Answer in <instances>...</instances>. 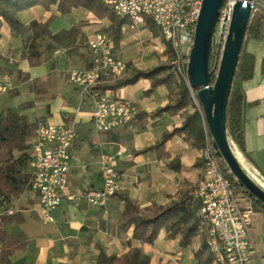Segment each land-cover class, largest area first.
Here are the masks:
<instances>
[{
  "label": "crops",
  "instance_id": "obj_1",
  "mask_svg": "<svg viewBox=\"0 0 264 264\" xmlns=\"http://www.w3.org/2000/svg\"><path fill=\"white\" fill-rule=\"evenodd\" d=\"M56 9L57 4L48 8L36 5L16 13L25 25L31 21L44 23L54 14L48 26L52 34L77 27L70 37L55 42L56 46L46 50L49 53L35 64L22 57L21 38L0 17V78L9 75L13 84L8 92L0 94V109L24 114L32 122L43 116L75 128L69 165V187L73 191L100 187L99 154L121 151L115 159V168L121 175L120 188L108 197L104 207L91 205L83 198L63 201L51 210L52 221L42 218L38 197L28 184L17 196L1 200L0 236L5 242L14 239L22 244L9 256V264H94L100 250L108 256H120L133 247L150 256L149 264H198L195 252L204 239L202 220L198 234L186 246L180 244V232L169 236L165 228L159 230L152 243H145L133 237L134 225L124 222L122 198L128 197L143 214L149 213L153 205H168L189 195L202 175L201 147L193 145L187 132L178 128L183 125L185 114L192 113L195 107L166 109L175 99V91L171 92L166 84L152 87L151 79L142 77L111 88L117 96L132 102L135 114L131 123L107 132L96 131L91 120V99L68 78L72 69L89 66V51L82 58L68 55L62 45L58 47L67 40L73 47L80 46L81 37H88L94 29L79 21L92 13L72 8L61 14ZM144 27L130 29L125 23L118 43L113 41L114 54L126 61L130 69L132 66L146 70L168 58L166 52L158 57L167 46L161 35L165 43L154 41L150 31L145 36L149 42H144ZM240 58L245 73L251 66V75L239 84L245 101L244 150L232 144L244 169H255L264 177V38L246 35ZM28 101L30 106L24 107ZM28 169L30 173V164ZM238 198L244 208L250 207L247 198ZM250 228L258 249L254 264H264V216L255 210Z\"/></svg>",
  "mask_w": 264,
  "mask_h": 264
},
{
  "label": "built area",
  "instance_id": "obj_2",
  "mask_svg": "<svg viewBox=\"0 0 264 264\" xmlns=\"http://www.w3.org/2000/svg\"><path fill=\"white\" fill-rule=\"evenodd\" d=\"M236 0H224L212 39L211 56L219 60L228 33ZM116 15L127 19L130 29H139L150 21L169 46L168 65L182 80L203 118V146L200 150L202 175L191 187L189 195L199 202L198 215L205 225L204 241L213 264H254L258 249L251 233L252 210L244 208L230 181L219 165L213 139L208 130L200 103L188 78L189 56L194 42L197 20L203 0H103ZM251 16L257 10L264 17V0H251ZM89 66L69 71V81L81 87L91 99V120L98 132H107L129 125L135 110L132 102L117 96L111 88L100 91L97 86L122 79L129 71L128 63L114 54L108 32L96 30L87 37ZM216 59V60H217ZM217 63V62H215ZM216 65V64H215ZM13 87L9 75L0 78V94ZM76 137L72 125L47 119L37 121L30 147L28 187L37 195L42 218L52 221L51 210L63 201L104 207L109 196L120 188L121 175L115 168V154L101 152L99 165L102 184L96 188L73 191L69 187L70 148ZM249 176L264 187V177L255 169H246ZM0 200H4L3 197Z\"/></svg>",
  "mask_w": 264,
  "mask_h": 264
},
{
  "label": "trees",
  "instance_id": "obj_3",
  "mask_svg": "<svg viewBox=\"0 0 264 264\" xmlns=\"http://www.w3.org/2000/svg\"><path fill=\"white\" fill-rule=\"evenodd\" d=\"M57 4L61 12H69L71 8L83 7L92 12L98 18L108 19V32L112 36L114 43L120 38L121 26L127 23V19L121 18L103 0H0V17L5 19L9 24L11 32L21 38L23 43L22 57L27 58L29 63L39 62V54L33 50L35 41L38 37L48 36L55 42H61L64 38L70 37L77 27H71L68 30H61L52 34L49 30V20L44 23L31 21L29 24H23L16 13L20 10L40 5L48 7L51 4ZM263 18L258 16L249 21L246 35L254 38H264ZM148 26L155 33L158 29L150 21ZM31 46L32 50L26 53L27 47ZM242 50V48H241ZM168 57L171 56L169 46H166ZM210 63V62H209ZM210 63V69H212ZM264 69V59L262 61ZM245 73L242 69V61L239 59L229 99L226 108V132L230 142H234L239 149L244 150V95L240 87V82L251 75V66ZM243 71V72H242ZM216 72V69L214 70ZM150 78L151 86L166 84L171 92L175 91V99L172 104L167 105L166 109L180 110L188 106L195 107L190 114H185L183 125L178 128L180 131H186L187 136L191 139L192 144L198 147L203 146V118L201 112L196 107L189 93L186 84L178 80L168 64L160 63L148 70L133 69L130 74L122 79L116 80L109 84H100L97 88L103 91L106 88H117L121 85L129 84L138 78ZM215 74L212 75V82ZM197 89H194L196 94ZM201 108V106H200ZM202 110V109H201ZM37 121H30L24 114H19L10 109H0V198L11 199L17 196L24 188L27 187L29 180V162L30 147ZM211 135V134H210ZM219 165L224 176L230 181L232 188L236 193H241L246 197L253 210L264 216V205L255 197L250 196L245 188L239 185L237 179L230 172L228 166L221 157H218ZM116 194V193H115ZM125 201L124 222L133 224V237L145 243H152L159 230L165 228L169 236L180 232L182 237L180 244L186 246L190 243L191 238L198 234L201 218L198 215L199 202L190 195L184 196L179 201H173L168 205H153L149 213H139V208L126 196H122ZM1 201V200H0ZM1 240L0 264H9V256L15 250L22 246L14 239L5 242ZM198 264H213L212 256L208 251L204 239L195 252ZM150 256L138 247L131 248L127 253L120 256H108L100 250L94 264H149Z\"/></svg>",
  "mask_w": 264,
  "mask_h": 264
},
{
  "label": "water",
  "instance_id": "obj_4",
  "mask_svg": "<svg viewBox=\"0 0 264 264\" xmlns=\"http://www.w3.org/2000/svg\"><path fill=\"white\" fill-rule=\"evenodd\" d=\"M251 0H236L219 62L210 69L215 25L224 0H203L189 56L188 78L200 103L216 154L250 196L264 205V188L246 172L226 132V108L241 48L251 18ZM216 69V72L214 70ZM215 74L212 82V75Z\"/></svg>",
  "mask_w": 264,
  "mask_h": 264
},
{
  "label": "rangeland",
  "instance_id": "obj_5",
  "mask_svg": "<svg viewBox=\"0 0 264 264\" xmlns=\"http://www.w3.org/2000/svg\"><path fill=\"white\" fill-rule=\"evenodd\" d=\"M56 4V3H55ZM50 6V5H49ZM48 6V7H49ZM48 7H46V8H48ZM75 8H80L78 11H82L83 13H88V12H90V11H88L87 9H85V8H83V7H75ZM72 9V8H71ZM56 10H58L61 14H66V13H69V12H61L60 10H59V8H58V5H57V9ZM92 13V12H91ZM76 16H78L77 14H75ZM86 15V14H85ZM258 16H260V17H262L263 19V27H264V17H263V14H261V12L260 11H256V12H254V14L251 16V18H250V20L252 19V18H255V17H258ZM80 17H82V15L80 16ZM54 18V14H52L50 17H49V22L52 20ZM1 19V18H0ZM3 19V18H2ZM4 21H6L5 19H3ZM1 21V20H0ZM81 24H87V25H89V26H91V29H94L92 32H94V31H96V30H105V31H109L108 30V27H107V25L110 23L109 21H108V19H106V18H98L96 15H94L93 13L90 15V17H87V16H83V18H81V20L79 21ZM74 27V26H73ZM148 31H150V33H151V35L152 36H154L155 38H153V40L154 41H156V42H158V41H161V42H164L163 40H162V38H161V36H160V34H159V32H157V34L154 32V31H152V29H150L148 26H146V27H144V29L142 30V35L141 36H143V38H144V42H146V40H147V43L149 42V40L148 39H146L145 38V36L148 34ZM147 33V34H146ZM151 36V37H152ZM86 40H87V36L85 37H81V40H80V46H76V47H73L71 44H70V42H69V40H67L66 42H64V43H62V44H58V47L60 46V45H62V46H64V48H65V52L66 53H68V55H72V54H74V55H77V56H79V57H82V58H85L87 55H88V53H87V51H88V48H87V44H86ZM35 46H34V48H33V50H36L38 53H40L39 54V59L40 58H43V57H45L46 55H47V53H49L48 51H46V50H51V48L52 47H54V46H56L55 45V41L54 40H52V39H50L48 36H44V37H42V38H40V37H38L37 39H36V41H35ZM118 43V42H117ZM165 43V42H164ZM54 45V46H53ZM165 45H167L166 43H165ZM78 47L80 48L79 50H78ZM29 50H32V48H31V46H29L28 45V47H27V50H26V53H28L29 52ZM165 52H166V50H164L163 51V53L161 54V52H159V54H158V57H160L161 55H163V54H165ZM46 53V54H45ZM43 54V55H42ZM169 58V57H168ZM168 58L165 60H160L159 62H157L156 63V65H158V64H160V63H163V64H168ZM216 58V56H215V54H214V56L212 57L211 56V60H210V63H211V65L213 66V65H215V64H217L218 62H219V60ZM215 62H217V63H215ZM155 65V66H156ZM153 66H150V67H148L146 70H148V69H151ZM133 69H136L135 67H132L131 66V69H129V70H131V71H133ZM130 71V72H131ZM175 75V74H174ZM19 78H21V76L19 75L18 76ZM176 77V76H175ZM178 79V78H177ZM179 80V79H178ZM30 104H31V102L30 101H28V102H25V103H23V106L24 107H29L30 106ZM42 119H45V118H43V116L41 117V116H37L36 117V121H39V120H42ZM233 191H234V189H233ZM235 192V191H234ZM235 194L236 195H238L239 197H242L243 195L241 194V193H236L235 192ZM244 197V196H243ZM246 198V197H245ZM239 202H240V204H242V200H240V198H239ZM252 208V206H251V204H250V209ZM252 211H253V208L251 209Z\"/></svg>",
  "mask_w": 264,
  "mask_h": 264
}]
</instances>
